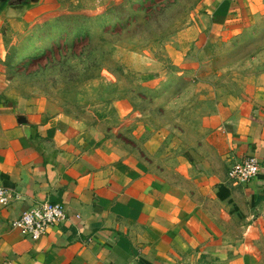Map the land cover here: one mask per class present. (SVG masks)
<instances>
[{
  "label": "crops",
  "instance_id": "0c3cea01",
  "mask_svg": "<svg viewBox=\"0 0 264 264\" xmlns=\"http://www.w3.org/2000/svg\"><path fill=\"white\" fill-rule=\"evenodd\" d=\"M60 1L0 10V264H258L248 247L264 226V79L225 86L213 62L262 0H204L133 101L73 112L4 70ZM247 157L259 176L229 185ZM42 202L66 219L32 241L10 223Z\"/></svg>",
  "mask_w": 264,
  "mask_h": 264
},
{
  "label": "rangeland",
  "instance_id": "374dc122",
  "mask_svg": "<svg viewBox=\"0 0 264 264\" xmlns=\"http://www.w3.org/2000/svg\"><path fill=\"white\" fill-rule=\"evenodd\" d=\"M203 1L62 0L34 29L38 39L30 35L28 44L14 46L4 70L21 92L65 112L123 96L133 101L140 77L164 65L176 35ZM213 66L225 86L264 79V0L246 28L223 45ZM253 232L249 252L264 264V226Z\"/></svg>",
  "mask_w": 264,
  "mask_h": 264
},
{
  "label": "built area",
  "instance_id": "2783aa9c",
  "mask_svg": "<svg viewBox=\"0 0 264 264\" xmlns=\"http://www.w3.org/2000/svg\"><path fill=\"white\" fill-rule=\"evenodd\" d=\"M260 167L253 157H247L243 161L233 164L227 171V181L232 186H243L259 176ZM8 193L0 189V204H7ZM12 200L18 196L10 197ZM66 219V209L63 205L42 202L27 209L21 215L11 221L13 229L20 235L32 241H37L47 234L48 230Z\"/></svg>",
  "mask_w": 264,
  "mask_h": 264
},
{
  "label": "water",
  "instance_id": "95a60500",
  "mask_svg": "<svg viewBox=\"0 0 264 264\" xmlns=\"http://www.w3.org/2000/svg\"><path fill=\"white\" fill-rule=\"evenodd\" d=\"M9 1H11V0H0V8H1V6H2L3 4L8 3ZM27 1H29V2H31V3L36 2V0H27Z\"/></svg>",
  "mask_w": 264,
  "mask_h": 264
},
{
  "label": "trees",
  "instance_id": "16d2710c",
  "mask_svg": "<svg viewBox=\"0 0 264 264\" xmlns=\"http://www.w3.org/2000/svg\"><path fill=\"white\" fill-rule=\"evenodd\" d=\"M27 2H28L27 0L24 1V3H26V4H27ZM4 5H5V4H3V5L1 6L0 10L4 7Z\"/></svg>",
  "mask_w": 264,
  "mask_h": 264
},
{
  "label": "flooded vegetation",
  "instance_id": "af4514ba",
  "mask_svg": "<svg viewBox=\"0 0 264 264\" xmlns=\"http://www.w3.org/2000/svg\"><path fill=\"white\" fill-rule=\"evenodd\" d=\"M17 1H21V0H17ZM23 1H25V0H23Z\"/></svg>",
  "mask_w": 264,
  "mask_h": 264
}]
</instances>
